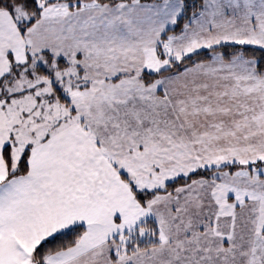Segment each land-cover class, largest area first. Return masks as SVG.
Masks as SVG:
<instances>
[{"label": "snow or ice", "instance_id": "obj_1", "mask_svg": "<svg viewBox=\"0 0 264 264\" xmlns=\"http://www.w3.org/2000/svg\"><path fill=\"white\" fill-rule=\"evenodd\" d=\"M0 264H264V0H0Z\"/></svg>", "mask_w": 264, "mask_h": 264}]
</instances>
